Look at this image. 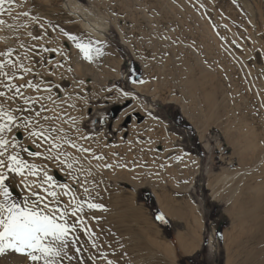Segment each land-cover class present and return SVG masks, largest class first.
I'll return each instance as SVG.
<instances>
[{
	"label": "rangeland",
	"instance_id": "374dc122",
	"mask_svg": "<svg viewBox=\"0 0 264 264\" xmlns=\"http://www.w3.org/2000/svg\"><path fill=\"white\" fill-rule=\"evenodd\" d=\"M0 19V53L11 50L0 63L18 65L16 78L0 77V91L7 97L8 84L22 86L14 100L0 103L31 108L33 125L60 129L87 151L67 144L60 154L47 151L22 128L9 139L14 134L21 148L41 153L21 157L46 170L58 190H75L84 201L77 215L90 217L86 227L105 219L100 229L114 235L107 244L119 256L104 260L134 264V241L142 245L151 228L172 246L173 264H234L232 202L264 190V0H14L0 8ZM96 20L101 37L84 27ZM69 35L90 45L91 61ZM175 72L181 81L172 79ZM170 109L191 129L171 122ZM34 180L17 175L7 183L20 199ZM142 189L150 190L169 232ZM88 202L102 207L88 209ZM188 232L197 248L185 254L176 238ZM144 247L140 259L152 253ZM0 264L30 261L9 250Z\"/></svg>",
	"mask_w": 264,
	"mask_h": 264
},
{
	"label": "snow or ice",
	"instance_id": "6c2138e0",
	"mask_svg": "<svg viewBox=\"0 0 264 264\" xmlns=\"http://www.w3.org/2000/svg\"><path fill=\"white\" fill-rule=\"evenodd\" d=\"M6 2L11 5L14 0H0V8ZM23 15L27 16L28 13L25 12ZM3 24L5 21L0 19V25ZM65 35L68 34L65 33ZM68 39L74 42L75 47L84 54L85 59L91 61L89 44L82 43L75 36L69 35ZM96 51L98 53L99 49ZM0 56L10 57L11 50L0 53ZM6 66L9 68L8 71H5ZM17 67L16 63L7 60L0 63V77L16 78ZM23 71L27 73L30 69L23 68ZM28 86L32 87L31 82ZM7 87L13 94L6 97L5 92L0 91V97L14 100L15 94L20 92L22 86L8 84ZM24 103L28 104L29 99H25ZM23 113L28 114L23 115ZM31 113V108L17 107L9 110L4 103H0V254L11 250L26 256L30 264H64L65 260L71 264L73 256L69 254V251L76 248L79 240L75 234L76 231L79 229L86 234L90 231L84 228L82 217L77 215V213H83L84 201L78 200L75 190L67 184L59 185L58 190L51 183L53 178L47 174L46 170L22 158L21 152H27V149L21 148L14 134L9 139V134H12L14 129L19 131L22 128L28 133L29 138H34V142L40 141L37 147L47 144L46 150L55 149L57 154H60L59 150L65 144L76 148L77 151L87 150L79 149L74 142L66 140L60 129L45 130L38 123L33 125ZM40 115V111L35 113L36 117ZM27 155L39 157L41 153L27 152ZM66 166L71 169L72 163H67ZM41 173H43L42 179ZM17 175L36 177V180L31 183L24 184L26 195L20 199L13 195L7 183L15 179ZM79 187H83L85 193L88 192L82 183ZM64 196L69 197L67 203L61 199ZM101 207L96 203H87V208L91 210H99ZM73 217L75 219L69 223ZM158 219L161 218L158 217ZM92 247H96L95 243ZM76 252L79 253L80 248H76ZM101 255L103 256V253ZM78 264H84V262L78 261ZM108 264H112V261L109 260Z\"/></svg>",
	"mask_w": 264,
	"mask_h": 264
},
{
	"label": "bare ground",
	"instance_id": "6f19581e",
	"mask_svg": "<svg viewBox=\"0 0 264 264\" xmlns=\"http://www.w3.org/2000/svg\"><path fill=\"white\" fill-rule=\"evenodd\" d=\"M69 8H71L73 13L76 15L78 11H81L80 8L77 7V5L75 4L70 6ZM87 13H85L86 17L88 16ZM84 27L89 31H91L94 35H96V37H101L100 34L102 32L103 26L98 24L97 20L87 22L86 24H84ZM213 35L214 34H211L210 36L212 37ZM188 39H191V37H188ZM176 72L173 74L172 79L173 77H175L177 79L179 78L181 81L182 78L178 77L179 75L176 76L180 72L177 74ZM261 189L262 188L259 187L253 189V191L251 192H245L241 196L239 195L240 197L238 196L235 199V201L232 202L234 203V208L232 210H230L231 208L229 209L230 214L233 217H235L234 219H232L234 225L233 231H235L232 242L233 244H235L233 250L237 249L236 252L233 254L234 264H264V190ZM133 213H135L136 216L135 210L132 212V214ZM82 215L83 214H81V216ZM86 216H84V218L86 219L84 218L82 219L84 220H88V218L90 219V217L88 216L86 217ZM121 216L119 217L125 218V216L123 217ZM131 216L130 218H132ZM101 221H103V219L100 217H98L97 220H93V223H95L93 224L95 225L94 227H92L93 225L90 224L92 221L87 222L88 225L87 227L84 224L85 226L84 228L90 230L88 234H86L84 231H82L83 234L78 233L80 230L76 231L75 234H78L79 237L77 244L80 250L82 251L83 249V252L85 251V253L82 254L81 251L77 253L76 252V248H78L77 246L76 248L70 249L69 254L73 256V260L71 261V264H78V261H83L84 264H108V262L105 261L104 258L114 259L117 256H119L117 255V252L112 250L113 247H111L110 244H107L109 241H112L114 239V235L108 234L109 235L108 237L107 233L103 232L102 231L103 229L102 230L100 229L102 228L101 227L102 225L100 226L99 224L101 223ZM143 233L144 235L143 234L142 235L145 237L144 238L145 240L144 243L141 241L142 245L134 241V264H173L172 246H170L169 243L164 242L160 238L158 232H156L151 228L143 231ZM195 237L196 236L194 234L192 233L189 234L188 232L186 236L180 235V237L178 236L176 238V242L182 243L183 241L185 243V245L181 244L182 253L190 254L196 250L197 239ZM230 237H231L230 232L225 233L226 240H229ZM93 243H95L96 247H92ZM80 245L82 246V249ZM140 245L145 246L146 248H148V250H150V252H152L151 255L147 254V259H140L139 256H142L144 254L140 252L142 251ZM137 246H140L139 247L140 249H137ZM101 253H103V256L101 255ZM148 256H150V258H148ZM64 264H69V261L65 260ZM112 264H117V263L112 261Z\"/></svg>",
	"mask_w": 264,
	"mask_h": 264
},
{
	"label": "trees",
	"instance_id": "16d2710c",
	"mask_svg": "<svg viewBox=\"0 0 264 264\" xmlns=\"http://www.w3.org/2000/svg\"><path fill=\"white\" fill-rule=\"evenodd\" d=\"M133 68H134V70L137 68L136 63L133 64ZM169 115H168L167 118L170 119L171 122L175 123L176 126L188 128L189 130L191 129L189 123H187L181 117V115L178 112L176 113V111L170 109L169 110ZM140 194H141L142 198L146 201V203H147L148 207L150 208V210L152 211V214H153L154 218L158 221V223L166 231L169 232L171 230L169 222L167 221V219L164 218V216L162 215L160 210L157 208L155 199H154L153 195L151 194L150 190L142 189V190H140ZM158 217H160L161 219H158ZM221 229H222V227L219 225L218 228L216 229L218 234H219V231Z\"/></svg>",
	"mask_w": 264,
	"mask_h": 264
},
{
	"label": "water",
	"instance_id": "95a60500",
	"mask_svg": "<svg viewBox=\"0 0 264 264\" xmlns=\"http://www.w3.org/2000/svg\"><path fill=\"white\" fill-rule=\"evenodd\" d=\"M138 77V76H137Z\"/></svg>",
	"mask_w": 264,
	"mask_h": 264
}]
</instances>
